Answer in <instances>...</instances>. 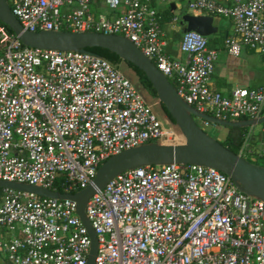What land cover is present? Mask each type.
<instances>
[{
	"label": "built area",
	"instance_id": "built-area-1",
	"mask_svg": "<svg viewBox=\"0 0 264 264\" xmlns=\"http://www.w3.org/2000/svg\"><path fill=\"white\" fill-rule=\"evenodd\" d=\"M98 1L120 13L94 14ZM172 1L7 0L31 32L130 40L198 113L222 121L262 118L264 86L228 95L210 88L218 52L201 33H184L183 60L165 53L152 2ZM186 14L229 18L234 35L225 40L227 53L249 48L264 61V0L231 6L191 0ZM175 137L108 61L86 51L27 47L0 22V181L54 191L65 177L64 194H74L110 157ZM245 154L246 141L238 155ZM85 214L97 237L94 264H264V201L213 168L171 163L128 170L89 199ZM90 247L74 201L0 189V252L11 264H87Z\"/></svg>",
	"mask_w": 264,
	"mask_h": 264
},
{
	"label": "water",
	"instance_id": "water-1",
	"mask_svg": "<svg viewBox=\"0 0 264 264\" xmlns=\"http://www.w3.org/2000/svg\"><path fill=\"white\" fill-rule=\"evenodd\" d=\"M0 22L6 25L27 47L77 52H88V48H100L114 53L121 60L144 73L155 90L159 103L165 107L184 137L182 144H144L110 157L100 165L92 182L74 194H62L38 186L0 181V189L7 188L40 197L74 201L77 214L91 239L87 264L95 263L98 245L96 234L85 214V207L94 194L128 170L171 163L213 168L229 176L241 192L264 201V166L255 165L231 152L205 132L200 124L202 122L207 126L222 128L250 127L263 124L264 116L258 120L236 122L222 121L196 112L180 98L173 85L157 66L130 40L122 36L95 32H31L24 29L12 14L7 0H0Z\"/></svg>",
	"mask_w": 264,
	"mask_h": 264
},
{
	"label": "crops",
	"instance_id": "crops-1",
	"mask_svg": "<svg viewBox=\"0 0 264 264\" xmlns=\"http://www.w3.org/2000/svg\"><path fill=\"white\" fill-rule=\"evenodd\" d=\"M191 0H173L169 4L157 3V14L165 13L170 20L161 25L162 42L165 53L171 58L183 60L180 51L182 36L188 31L201 33L209 46L217 50L218 60L214 67L209 86L213 91L228 95L234 88L253 89L264 86V61L255 50L244 48L238 56L227 53L225 40L234 35L233 23L229 18L213 15L188 16L186 8ZM224 6H231L234 0H213ZM94 14L114 17L120 12L108 9L104 1L92 4ZM121 11V10H119ZM264 18V14H263ZM207 126V125H206ZM213 133L225 135L222 127L207 126ZM264 127L262 124L250 126L246 134V154L255 162L262 159L264 152ZM2 264H11L0 252Z\"/></svg>",
	"mask_w": 264,
	"mask_h": 264
},
{
	"label": "trees",
	"instance_id": "trees-1",
	"mask_svg": "<svg viewBox=\"0 0 264 264\" xmlns=\"http://www.w3.org/2000/svg\"><path fill=\"white\" fill-rule=\"evenodd\" d=\"M156 4L157 3L152 2V6L155 7ZM165 13L166 12H163L162 14H157V20H158V23L160 26L164 22L170 20L169 16L168 17L165 16ZM4 26L6 27V29L8 30V32L10 34H13L11 32V30L6 25H4ZM87 51L101 57L102 59H104L106 61H108L116 69L122 68V66H123L122 63L127 65L129 67V69L132 72H134L135 84H136L135 87H136L137 91L142 95V97L144 98L146 103L150 102V101H155V100L157 101L158 100L155 90L153 89L151 83L148 81V79L146 78V76L144 75V73L142 71L135 68L131 64L124 62L118 56H116L114 53L109 52L108 50L100 49V48H88ZM160 108H161V113L169 120L170 123L175 125L173 119L170 117L169 113L167 112V110L165 109V107L161 103H160ZM244 120H247V119L246 118H239L235 121L237 122V121H244ZM262 126L264 127V123L262 124ZM248 128L249 127H247V126H239L236 128H224L226 131V133H225L226 135H224L223 137H219L217 134L210 133L207 128H203V130L205 132H207L209 135H211L213 138H215L218 142H220L223 146H225L231 152H233L235 154H240V151L242 150V147L246 141V134L248 132ZM253 164L258 165V166H263V165H260L258 163H253ZM68 186H69V184L67 182V179L65 177H59L56 180L52 189L56 192L64 194L65 192L68 191L67 190ZM72 192L75 193V192H77V190H72Z\"/></svg>",
	"mask_w": 264,
	"mask_h": 264
},
{
	"label": "rangeland",
	"instance_id": "rangeland-1",
	"mask_svg": "<svg viewBox=\"0 0 264 264\" xmlns=\"http://www.w3.org/2000/svg\"><path fill=\"white\" fill-rule=\"evenodd\" d=\"M122 68L118 69L120 72H122V74H124V76L126 78H128L133 84L134 86H136L135 84V74L134 72H132L129 67L127 65H125L124 63H122ZM136 88V87H135ZM148 105L150 106V108L152 109V111L158 116L159 120L162 122V125L164 128L166 129H171V130H174L176 132V137L175 139H173V141L171 142V144L169 145H177V144H182L184 143V137L182 136L181 132L179 131V129L173 125L172 123L169 122V120L161 113V108H160V103L159 101L155 100V101H150V102H147ZM202 125L203 128H207L208 127L206 125H204V123H200ZM209 130V129H208ZM225 130V129H224ZM210 133H213L212 131L209 130ZM216 134V133H214ZM219 137H223V135L221 134H218ZM244 158L246 160H248L249 162L251 163H254V161L246 154L244 155ZM255 163H258L260 165H263L264 166V160H259L258 162H255ZM7 260V259H6ZM0 264H2V262L0 261Z\"/></svg>",
	"mask_w": 264,
	"mask_h": 264
}]
</instances>
